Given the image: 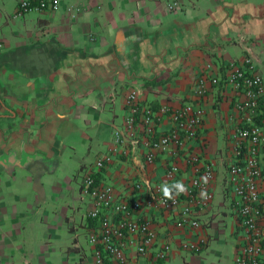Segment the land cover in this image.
<instances>
[{
  "label": "crops",
  "instance_id": "crops-1",
  "mask_svg": "<svg viewBox=\"0 0 264 264\" xmlns=\"http://www.w3.org/2000/svg\"><path fill=\"white\" fill-rule=\"evenodd\" d=\"M18 1L0 0V264H75L76 224L92 225L90 200L80 191L83 173L114 146L119 150L112 162L95 171L119 197L145 194L133 188L135 178L169 185L188 180L194 174L188 151L213 162V198L195 211L199 226H176L175 209L149 217L157 244L171 245L161 264H216L200 254L213 238L232 247L233 264L244 230L226 169L235 157L229 134L239 95L226 76L230 62L248 54L264 84V0H181L176 10L167 8L170 0H61L55 11L15 16ZM200 75L219 82L208 83L199 138L187 140L185 153L166 152L147 163L141 135L135 145H117L113 131L129 112L131 88L154 109L178 107L196 101L192 88ZM258 111L264 114V93ZM169 126L163 114L156 132ZM258 156L264 191V141ZM173 160L180 168L168 177ZM78 202L86 210L80 220ZM260 226L264 232V215ZM67 230L73 241L65 244ZM137 261L147 264L145 257Z\"/></svg>",
  "mask_w": 264,
  "mask_h": 264
},
{
  "label": "built area",
  "instance_id": "built-area-1",
  "mask_svg": "<svg viewBox=\"0 0 264 264\" xmlns=\"http://www.w3.org/2000/svg\"><path fill=\"white\" fill-rule=\"evenodd\" d=\"M180 5L181 0L167 2L170 10H176ZM60 6L61 0H19L14 15L29 11H55ZM218 82L217 76L200 75L192 88L196 101H185L178 107L162 104L157 109L141 101L139 91L131 88L125 102L129 112L123 125L113 131L115 142L125 145L128 141L135 145L141 135L145 144L142 155L147 163L166 152L175 156L185 153L187 140L199 138L198 130L205 115L202 99L208 92V83L216 85ZM226 82L239 95L234 103L237 117L229 134L235 157L226 169V183L233 195L239 225L244 230L233 264H264V232L260 226V218L264 215V191L259 186L262 165L258 156L264 141V114L258 111L259 99L264 93L263 79L247 54L230 62ZM163 114L169 115L170 126L166 131L157 133L155 125ZM118 150L114 146L97 157L93 165L84 171L80 184L81 193L90 200L87 217L94 219L89 229L93 264H112L113 261L139 264L138 257H145L147 264H161L169 257L171 245L169 242L157 244L150 213L175 209L173 222L176 226H199L195 211L207 207L213 198L214 163L201 161L198 153L188 151L186 161L191 163L194 174L182 181L186 192L175 196L174 201L161 203L164 200L160 191L161 182L135 178L133 188L144 190L145 194L126 198L119 197L112 184L97 179L95 170L111 163ZM120 150L125 151L123 148ZM179 168L177 160H173L166 167V175L175 176ZM202 177H207V183L202 181ZM202 190L207 193L206 198H201ZM199 245L183 243V246L194 250H198Z\"/></svg>",
  "mask_w": 264,
  "mask_h": 264
},
{
  "label": "rangeland",
  "instance_id": "rangeland-1",
  "mask_svg": "<svg viewBox=\"0 0 264 264\" xmlns=\"http://www.w3.org/2000/svg\"><path fill=\"white\" fill-rule=\"evenodd\" d=\"M79 180L80 179H78V181ZM75 184H77V180ZM215 198H217V195L215 196ZM78 203L80 204V207H79V213L76 215V220L78 219L80 220L81 214H84L86 212L85 205H82V202H78ZM77 224H76L75 232L77 234V240H78L80 249H79V252H77V254L74 256V258L70 257V262H73L75 264H81L80 257L83 256V258H86L88 256H92V248L89 242V233H90L89 229L81 228ZM62 237H63L62 240L64 241L65 244L71 243L73 241L70 230H67V232H65V234H63ZM212 248L221 250L222 254L219 256L215 255V253L211 250ZM200 254L204 256L203 259H205V262H208L209 259H213L216 261V264H232L231 263L232 254H233L232 247L229 245L218 244L217 241L214 240V238L211 240V242L207 246H205L201 250ZM83 264H93V261L88 260L86 258L84 259Z\"/></svg>",
  "mask_w": 264,
  "mask_h": 264
},
{
  "label": "clouds",
  "instance_id": "clouds-1",
  "mask_svg": "<svg viewBox=\"0 0 264 264\" xmlns=\"http://www.w3.org/2000/svg\"><path fill=\"white\" fill-rule=\"evenodd\" d=\"M202 181L207 183V177H202ZM186 190V185L182 181H176L171 185L168 183L162 184L160 186V191L163 194L164 200H162L161 203H164V201H174L175 196L185 193ZM200 196L201 198H206L207 193L202 190Z\"/></svg>",
  "mask_w": 264,
  "mask_h": 264
},
{
  "label": "trees",
  "instance_id": "trees-1",
  "mask_svg": "<svg viewBox=\"0 0 264 264\" xmlns=\"http://www.w3.org/2000/svg\"><path fill=\"white\" fill-rule=\"evenodd\" d=\"M91 221H92L91 223L93 224L94 223V219H91Z\"/></svg>",
  "mask_w": 264,
  "mask_h": 264
}]
</instances>
